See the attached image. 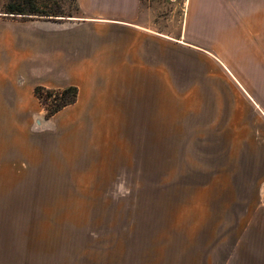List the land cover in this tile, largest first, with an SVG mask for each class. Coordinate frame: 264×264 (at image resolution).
Wrapping results in <instances>:
<instances>
[{"label": "rangeland", "instance_id": "obj_1", "mask_svg": "<svg viewBox=\"0 0 264 264\" xmlns=\"http://www.w3.org/2000/svg\"><path fill=\"white\" fill-rule=\"evenodd\" d=\"M140 4L170 44L118 109L46 118L0 44V264H264V0Z\"/></svg>", "mask_w": 264, "mask_h": 264}, {"label": "crops", "instance_id": "obj_2", "mask_svg": "<svg viewBox=\"0 0 264 264\" xmlns=\"http://www.w3.org/2000/svg\"><path fill=\"white\" fill-rule=\"evenodd\" d=\"M77 2L83 14L79 20L0 25V44L10 49L4 52V77L31 95L36 86H75L83 110H96L99 102L118 109V79L138 80L137 65L154 61L156 53L160 60L169 34L149 28L140 0ZM263 198L260 194L262 215Z\"/></svg>", "mask_w": 264, "mask_h": 264}, {"label": "trees", "instance_id": "obj_3", "mask_svg": "<svg viewBox=\"0 0 264 264\" xmlns=\"http://www.w3.org/2000/svg\"><path fill=\"white\" fill-rule=\"evenodd\" d=\"M66 1L72 12L68 9L66 13L63 9L62 4ZM81 15L76 0H0V17L7 20H44L62 23L65 18H81ZM33 95L46 111V118H49L66 106L74 104L78 89L75 86L62 89L36 86L33 89Z\"/></svg>", "mask_w": 264, "mask_h": 264}, {"label": "water", "instance_id": "obj_4", "mask_svg": "<svg viewBox=\"0 0 264 264\" xmlns=\"http://www.w3.org/2000/svg\"><path fill=\"white\" fill-rule=\"evenodd\" d=\"M73 18H67V20H72ZM39 123V122H38Z\"/></svg>", "mask_w": 264, "mask_h": 264}]
</instances>
